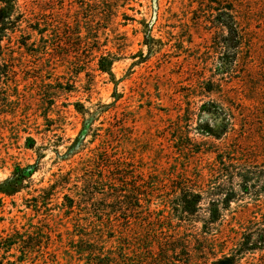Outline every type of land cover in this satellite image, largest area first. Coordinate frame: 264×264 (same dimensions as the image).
Listing matches in <instances>:
<instances>
[{"label":"rangeland","instance_id":"374dc122","mask_svg":"<svg viewBox=\"0 0 264 264\" xmlns=\"http://www.w3.org/2000/svg\"><path fill=\"white\" fill-rule=\"evenodd\" d=\"M16 1L13 18L21 14V22L16 33L8 26L4 40L12 39L16 59L0 60V98L6 105L0 115V186L16 182L15 167L35 172L22 182L21 192L8 185V195L0 190V232L37 225L39 233H52L47 256L59 264H82L70 248L73 241L92 234L86 226L90 219L99 224L109 217L89 216L92 207L79 198L92 193L100 202L110 199L106 188L119 167L138 176L129 183L148 193L134 210L125 198L117 203L114 224L122 225L117 236L128 244L125 263L212 264L214 256L208 250L198 253L194 242L202 224L188 219L176 224L165 202L182 179L193 186L209 179L217 154L264 167V0ZM37 25L47 31L44 39L32 32ZM29 34L32 50L39 53L33 57L17 50ZM108 55L115 59L116 85L98 70L100 57ZM77 103L85 118L75 112ZM180 115L183 131L207 154H175L168 131ZM28 137L35 139V150L27 148ZM97 157L108 162L103 165ZM60 175L69 179L66 190L38 204L40 192ZM93 177L98 185L86 187ZM260 181L251 183L264 185ZM65 195L76 200L70 218L62 214ZM28 207L38 212L33 215ZM250 222L264 224V195L233 202L212 231ZM156 241L169 250L172 243L187 242L188 250L164 259ZM16 255L10 252L0 264L13 263ZM36 259L25 257L24 264ZM239 264H264V251Z\"/></svg>","mask_w":264,"mask_h":264},{"label":"trees","instance_id":"16d2710c","mask_svg":"<svg viewBox=\"0 0 264 264\" xmlns=\"http://www.w3.org/2000/svg\"><path fill=\"white\" fill-rule=\"evenodd\" d=\"M19 8L16 0H0V60H4L6 63L13 62L16 59V54L11 49V38H8V43L4 44V40L7 37V31L9 30V25H14V33L18 30V23L21 22V14H17L15 18V12ZM233 10V6L231 9ZM32 32L37 33L42 39L47 36V31L36 26ZM46 35V36H45ZM90 36L91 33H88ZM31 36L24 35L22 41L18 43L17 50L22 53L29 54L30 57L35 56L32 50L34 44L31 43ZM98 36H93L97 39ZM83 38V37H82ZM86 38V37H85ZM84 38V39H85ZM92 40V37H90ZM93 39V40H94ZM86 42V41H85ZM86 45V44H85ZM81 47V43L79 44ZM39 54V53H37ZM115 62L114 57L101 56L99 59V71L102 74H106L110 80L116 85L114 74L112 73V66ZM1 71V68H0ZM2 74L3 71L1 72ZM0 82L1 76H0ZM2 83H0L1 85ZM62 86V85H61ZM119 100L116 97V101ZM6 105L3 99L0 98V115L2 109ZM75 112L81 117H86V110L83 105L77 103L74 105ZM6 116H13L15 113H2ZM11 114V115H9ZM191 116V115H190ZM188 114V120L185 122L189 123L191 118ZM44 120L46 123H49L48 116L44 115ZM183 116H179L178 124L168 131L169 141L172 143L175 154L178 157L184 158V156L189 155H204L206 151L204 148H201V144H194V140L183 131L182 122L184 123ZM50 127V125H47ZM172 132V133H171ZM202 135L208 136L206 131L200 132ZM92 139L95 140V137L92 136ZM27 148L30 150H35L36 141L32 137H28ZM197 147V149H195ZM97 159L103 164L108 162L106 157H97ZM103 164V165H104ZM245 166V167H244ZM102 168V167H101ZM128 169L120 170L118 167L117 173H114V176L110 178L111 188L107 187V193L110 195V199H106L103 202H113L111 206L104 204L96 200L95 196L91 197L92 193L83 194L79 199L81 201L84 199L86 201V207H92L91 215L102 214L108 215L109 219L107 222H100L94 218L86 222V226L91 225L89 232L91 235L84 237V235H77L78 241H73L72 252L73 255L78 257V262L82 264H127L125 263L126 248L128 244L122 242L117 234L122 230V225L114 224L117 221L119 216V203L120 199H127L128 206L131 207V210H134V205L138 207V204L142 202V196L147 198V191L141 189L139 185L130 184L132 179L137 178L138 176H132L127 173ZM211 171V172H210ZM209 179L203 180L200 185L193 186L188 183V179H182L180 185L173 184L171 186L173 194L165 202L168 207V211L171 216L177 221L176 224H185L187 219L193 222H198L202 224L201 234L194 239V242L198 245V253L203 254L208 250L211 255L214 256L212 264H239V261L246 257L247 255H254L258 251H264V224H255L250 222L248 224L232 225L229 229L223 228V231L219 234L213 233L212 229L218 226L221 222L223 213L228 211L230 205L233 202L242 201L248 196H262L264 195V185L255 184L253 185L251 181L263 180L264 184V167H254L244 165L243 162H240L239 159H233L232 157H223V155L217 154L215 160L210 167ZM34 169L32 167H26L21 169L20 167H15L13 171V176L15 183L13 185L6 184V186H0L2 194L8 195L6 188L7 185L9 188L13 189L14 193L21 192L24 187L22 186L23 181L31 178L34 175ZM112 173V174H113ZM111 174V173H110ZM66 175L57 176L52 184L46 187L40 192V195L37 198L38 204L41 202H47L51 199L52 196H56L57 193H60L66 190L67 186L70 184L69 179L66 178ZM238 179V181H236ZM226 180V182H225ZM18 181V182H17ZM93 184L98 185V179L96 177L89 178L86 180L85 186L90 188ZM238 189V190H237ZM3 190H5L3 192ZM61 190V191H60ZM94 190V189H93ZM87 193V192H86ZM111 193V194H110ZM123 194V195H122ZM122 195V196H120ZM246 196V197H245ZM244 198V199H243ZM252 198V197H251ZM76 200L68 198L67 195L64 196L62 206L64 209L62 211L63 215L72 217L75 214L76 209ZM122 204V203H121ZM103 207V208H102ZM34 213L38 212V209L34 207H28ZM39 208V207H38ZM136 210V209H135ZM202 213L207 215L204 217ZM127 222H130L127 219ZM173 224H171L172 226ZM28 231H19L16 230L12 233L5 234L0 232V258L8 255L10 252L15 251L18 253L15 257L13 263L20 262L25 263V257L32 256L36 259L35 264H59L58 258L55 257L52 259L47 256V252L52 249L51 239L52 233L48 231H43L39 233L40 230L37 225L30 224L28 225ZM182 229H179L180 232ZM51 238V239H50ZM75 239V238H74ZM218 243V247H200V243L205 244H214ZM158 242V248H160V253L162 258L168 259L169 256L177 253L187 252V242H182L181 245H174L172 249H167L163 243ZM180 246V249L177 248ZM142 247L149 249L150 247H145V244L142 243ZM129 255V254H128ZM124 257V261L123 260ZM122 259V260H121ZM27 260V259H26ZM163 259H160L159 263ZM165 260H163L164 262ZM10 263V264H13ZM147 264V263H146Z\"/></svg>","mask_w":264,"mask_h":264}]
</instances>
